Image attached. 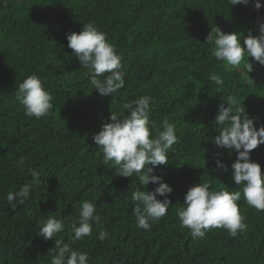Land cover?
Segmentation results:
<instances>
[{
    "label": "trees",
    "instance_id": "1",
    "mask_svg": "<svg viewBox=\"0 0 264 264\" xmlns=\"http://www.w3.org/2000/svg\"><path fill=\"white\" fill-rule=\"evenodd\" d=\"M254 3L0 0V264H50L53 239L87 253V264H264V211L249 206L243 196L237 204L247 227L235 237L213 228L194 239L177 216L190 186L242 190L231 179L236 152L213 142L220 130L215 116L232 97L233 110L243 106L257 129L264 126V81L247 75L244 66L226 67L212 55L214 45L206 38L215 27L230 33L241 23L250 25L248 34L258 35L264 0L258 11ZM89 22L122 58L125 84L113 95L93 89L84 75L87 69L67 47L66 33H79ZM213 73L223 78V85L208 79ZM33 74L53 96L52 109L39 119L26 117L15 99L19 83ZM144 95L151 97L152 136L162 130L164 119L175 124L177 136L168 164L152 173L173 191L167 214L150 221L149 230L137 226L131 194L157 185L143 188L135 174L116 175L114 163L103 164L102 151L92 140L111 113L125 114L123 104ZM250 160L264 174V144L250 152ZM29 168L40 172L42 182L12 210L7 196L31 182ZM85 200L96 205L100 222L92 223L90 236L73 240L71 225L78 224ZM48 216L63 220L65 228L44 240L36 232ZM101 230L108 233L103 241L98 239Z\"/></svg>",
    "mask_w": 264,
    "mask_h": 264
},
{
    "label": "clouds",
    "instance_id": "2",
    "mask_svg": "<svg viewBox=\"0 0 264 264\" xmlns=\"http://www.w3.org/2000/svg\"><path fill=\"white\" fill-rule=\"evenodd\" d=\"M227 2L230 6L247 5L249 0ZM261 7L260 0H255L254 8L258 11ZM211 32L214 35L210 33L206 42L214 45L212 55L224 62L226 67L235 69L243 63L246 73L251 72L249 57L264 66V22L258 21V35L249 32L243 37V46L239 32L225 33L219 27ZM66 39L67 47L72 50L80 67L87 69L84 75L101 96L113 95L124 87L122 58L114 45L108 42L106 34L99 31L94 23L84 24L79 33H66ZM208 79L218 86L224 82L220 75L214 73ZM15 99L23 107L26 117L39 119L48 115L53 107L52 94L35 74L19 83ZM150 100L151 97L147 95L129 100L122 106L125 114L111 113L110 122L103 123L92 136L94 144L102 151L103 164L114 163L116 175L129 178L135 174L143 188L150 182L157 185L152 191L136 190L131 194V200L137 202L133 210L137 226L144 230L150 229V221L167 214L171 203L168 194L173 189L163 182L162 177L152 173L157 166L168 164V152L177 142L176 126L167 119L162 121V130L152 136L149 128ZM232 102L233 98L228 97L226 107L224 103L218 106L215 124L220 126V130L213 142L217 147L236 152V160L231 165V179L235 185L242 186V190H210L208 183H198L187 189L183 207L177 209V216L181 226L189 229L194 239L203 238L206 231L213 228L226 229L233 237L243 232L247 226L237 204L242 196L249 206L264 211V174L261 166L250 160V152L264 144V126L257 129L253 120L245 114L244 107L238 106L233 110L230 106ZM18 163L22 166L23 158ZM215 163L218 168L227 171L220 160ZM28 172L31 182L23 184L18 191L7 196L12 210L28 200L33 185L42 182L39 171L29 168ZM158 196L164 199H157ZM95 212L96 205L93 202L85 200L80 203L78 224L71 225L73 240L92 234V223L100 222ZM37 228L36 235L49 240L63 232L65 225L63 220L48 216ZM107 235L106 231L101 230L98 239L103 241ZM53 240L55 245L48 250L52 256L50 264H87V253L73 250L61 239Z\"/></svg>",
    "mask_w": 264,
    "mask_h": 264
},
{
    "label": "rangeland",
    "instance_id": "3",
    "mask_svg": "<svg viewBox=\"0 0 264 264\" xmlns=\"http://www.w3.org/2000/svg\"><path fill=\"white\" fill-rule=\"evenodd\" d=\"M249 28H250V25H246L244 23H241L240 25L236 26V28H235V32H239L241 34V36H242V39H241V42L242 43H243V37H244V35L245 34H248L246 32V29H249ZM248 63H251L252 64V71L251 72H247V75H249L251 77H255V75H257L258 76V79L264 81V78L261 79L262 77H264V66H262L260 64H256L254 61H249ZM243 66L244 65L242 63L239 68H242Z\"/></svg>",
    "mask_w": 264,
    "mask_h": 264
}]
</instances>
